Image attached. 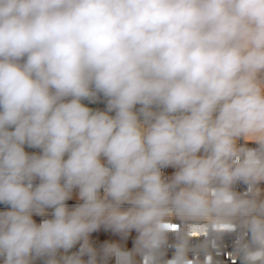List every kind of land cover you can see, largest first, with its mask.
Segmentation results:
<instances>
[{
	"label": "clouds",
	"instance_id": "clouds-1",
	"mask_svg": "<svg viewBox=\"0 0 264 264\" xmlns=\"http://www.w3.org/2000/svg\"><path fill=\"white\" fill-rule=\"evenodd\" d=\"M0 205V264H264V0H0Z\"/></svg>",
	"mask_w": 264,
	"mask_h": 264
},
{
	"label": "built area",
	"instance_id": "built-area-1",
	"mask_svg": "<svg viewBox=\"0 0 264 264\" xmlns=\"http://www.w3.org/2000/svg\"><path fill=\"white\" fill-rule=\"evenodd\" d=\"M98 105V108L103 109L104 108V104L103 103H96ZM26 151L28 152H38V149H29L26 147ZM166 174H171L170 173V169H166L165 170ZM38 183V181H37ZM241 190H243L241 188ZM78 201H76L75 199L68 201L67 203L72 206L75 203H77ZM3 205H0V210H4ZM51 212V209L49 210V213ZM50 218V216L48 217ZM34 219L37 220V222L40 221V219H42L41 217H35ZM171 222L173 224H179L182 228L191 230L193 228H200V227H204V225L206 224V222H194V221H189L187 223H182L180 220L176 219V218H171ZM204 239L203 236H195L194 237V242L197 241H202ZM131 248V247H128ZM208 255L211 256V261L210 264H240V261L238 258H236L233 255V246H232V237L229 235H225L222 241H217L215 246L213 247L212 245L209 246L208 249ZM170 255V253H169ZM199 259L201 261L204 260V254H201L199 256ZM136 262L137 264H146V260H144L143 258H141L140 256L136 257ZM109 264H115L114 260L110 261Z\"/></svg>",
	"mask_w": 264,
	"mask_h": 264
},
{
	"label": "rangeland",
	"instance_id": "rangeland-1",
	"mask_svg": "<svg viewBox=\"0 0 264 264\" xmlns=\"http://www.w3.org/2000/svg\"><path fill=\"white\" fill-rule=\"evenodd\" d=\"M85 103L87 104L88 102L85 101ZM89 106L93 108H98L97 104H89ZM172 171L174 170L170 169V173H172ZM132 235L134 236L135 234L133 233ZM91 239L93 243L98 247L105 241H119L120 238L117 235L112 234L111 232H106L103 229H101L100 231L93 233ZM127 246L132 247V238H129V240L127 241ZM77 249H78V245L76 248L72 249L71 251H76Z\"/></svg>",
	"mask_w": 264,
	"mask_h": 264
}]
</instances>
